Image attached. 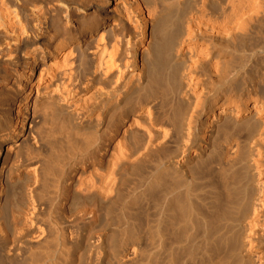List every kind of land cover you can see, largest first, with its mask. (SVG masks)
I'll use <instances>...</instances> for the list:
<instances>
[{
  "label": "bare ground",
  "instance_id": "bare-ground-1",
  "mask_svg": "<svg viewBox=\"0 0 264 264\" xmlns=\"http://www.w3.org/2000/svg\"><path fill=\"white\" fill-rule=\"evenodd\" d=\"M0 254L264 264V0H0Z\"/></svg>",
  "mask_w": 264,
  "mask_h": 264
},
{
  "label": "rangeland",
  "instance_id": "rangeland-1",
  "mask_svg": "<svg viewBox=\"0 0 264 264\" xmlns=\"http://www.w3.org/2000/svg\"><path fill=\"white\" fill-rule=\"evenodd\" d=\"M0 258H2V257H1V254H0ZM1 261L3 262V260H2V259H0V262H1ZM2 262H1L0 264H2Z\"/></svg>",
  "mask_w": 264,
  "mask_h": 264
}]
</instances>
